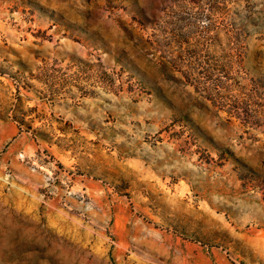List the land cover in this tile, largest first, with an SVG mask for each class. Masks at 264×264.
I'll use <instances>...</instances> for the list:
<instances>
[{
  "label": "rangeland",
  "instance_id": "374dc122",
  "mask_svg": "<svg viewBox=\"0 0 264 264\" xmlns=\"http://www.w3.org/2000/svg\"><path fill=\"white\" fill-rule=\"evenodd\" d=\"M0 264H264V0H0Z\"/></svg>",
  "mask_w": 264,
  "mask_h": 264
}]
</instances>
